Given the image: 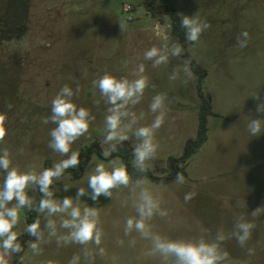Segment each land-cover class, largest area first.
Returning <instances> with one entry per match:
<instances>
[{
    "label": "rangeland",
    "instance_id": "374dc122",
    "mask_svg": "<svg viewBox=\"0 0 264 264\" xmlns=\"http://www.w3.org/2000/svg\"><path fill=\"white\" fill-rule=\"evenodd\" d=\"M156 5L175 10L180 20V14H196L211 24L198 42L186 41L185 46L205 74L201 82L194 75L185 84L182 72L180 79H168L183 65V56L170 58L168 64L157 68L143 60L144 51L152 45L180 44L169 16L152 15L145 0H0V112L7 116L8 130L0 149L7 148L12 166L22 171L29 167L41 171L66 158L48 147L55 125L43 120L50 116L51 100L64 85L73 90L79 85L80 92L73 100L78 107L90 109L96 120L72 145L80 153L81 169L66 170L52 188L58 197H74L76 188H87L88 175L96 164L103 161L108 169L124 164L113 154L103 156L109 147L102 144L106 105L93 81L105 71L131 79L130 74L144 63L149 86L133 109L137 115L145 113L137 126L152 122L149 104L153 96L167 93L170 101L165 123L155 138L159 144L157 158L149 163V171L142 178L144 186L162 196L161 207L168 212L167 217H153L152 231L172 239L203 237L211 242L218 229L229 233L235 217L243 214L256 225L252 239L245 247L235 238L226 239L221 247L232 260L264 264V134L253 137L246 130L251 119L248 115H257L256 101L251 97L260 92L264 98V8L255 0H156ZM245 30L250 39L246 48H240L236 36ZM203 99L212 111L206 118V141L182 162L187 145L195 138ZM128 135L129 140L119 146L128 148L131 166L135 138L132 133ZM172 169L185 171L186 183L169 180ZM160 178L167 181L157 182ZM64 185L69 186L68 192L62 190ZM133 187L134 180L128 188L113 189L112 198L102 195L98 204L89 197L80 201L81 207H98L105 257L97 255L94 261H85L82 246L58 247L55 239L42 243V254L33 256L27 246L32 238L24 233L20 236L24 252L17 264H46L49 260L69 264L74 254L81 256L80 264H162L158 255H146L150 241L136 232L124 236L125 218L136 215L131 206ZM28 190L35 199L38 191ZM191 191L196 195L185 203L184 196ZM257 208L258 214L251 216ZM25 216L21 210L15 229L18 233L26 226ZM132 237L136 238L134 246L129 245ZM44 240H48L47 230ZM117 240H123V246ZM248 248H255L254 256L247 255ZM16 259L14 255L10 264Z\"/></svg>",
    "mask_w": 264,
    "mask_h": 264
},
{
    "label": "clouds",
    "instance_id": "9594fccd",
    "mask_svg": "<svg viewBox=\"0 0 264 264\" xmlns=\"http://www.w3.org/2000/svg\"><path fill=\"white\" fill-rule=\"evenodd\" d=\"M180 26L185 29V40L189 43L199 41L202 33L207 31L211 24L206 19L180 14ZM123 25L120 24V28ZM250 39L248 31H242L236 36V44L240 48H246ZM184 55V47L176 42L162 45H152L143 53L144 61H151V66L157 68L169 63L170 58H180ZM192 59H184L183 65L176 67L169 75L170 81L181 78L186 84L191 81L194 74L191 70ZM86 75V72L84 73ZM128 77H117L105 71L93 81L98 88L101 98L106 105L104 117L102 144L108 145L103 152L105 158L114 153L122 142L129 140V133L135 138L132 147L131 166L133 172L139 176L133 179L127 165L120 163L111 169L105 167L101 161L96 164L91 174L88 175L87 188L79 187L75 196L65 195L58 197L52 190L54 182H58L68 169L77 168L80 164L79 151L73 150L72 145L89 132L90 125L96 120L91 110L83 106H77L73 97L80 92L79 85L73 90L64 85L51 100L50 116L43 120L44 124H53L50 130L48 147L58 153L64 159L55 161L51 167L37 171L35 167L20 170L12 166L11 153L7 148L0 149V264H10L14 255L24 252V246L20 242V236L26 233L30 239L27 246L33 256L42 254V243H50L55 239L58 247H66L70 244L82 246V255L85 261H94L98 255L105 257L106 249L102 247V238L105 235L101 227L100 213L97 206H80L84 197L99 203L103 195L112 198V190L120 187L128 188L130 181L134 180L132 208L136 215L128 216L124 220V236H131L133 232L139 237L151 242V248L147 256H159L162 264H249L248 261L232 260L227 250L221 245L226 239L235 238L241 247H245L252 239L256 225L246 219L243 214L235 217L233 229L225 233L218 229L214 239L209 242L203 237L196 240L172 239L152 231L150 221L155 216L167 217L168 212L162 209V196L154 193L144 186L143 177L149 171V163L157 158L159 144L156 142V134L164 125L170 103L167 93H158L153 96L149 104V111L153 114L150 124L137 126L145 118V113L137 115L133 109L138 105L149 86V78L145 75V64L140 63ZM256 101V117L251 115L247 124V132L250 136L258 137L264 134V98L260 92L252 97ZM99 105V101L96 102ZM11 111L12 105L7 106ZM7 116L0 112V143H3L8 134L6 128ZM202 179H206L202 178ZM175 182L186 183L181 173L176 174ZM38 191L41 195L37 203L34 196H30L28 189ZM69 186L64 185L63 191L68 192ZM136 189H139L138 195ZM196 195L195 191L185 194V203L191 201ZM35 211L37 218L27 223L22 233L15 229L20 223V212ZM260 208L251 212L255 217ZM57 217L58 219H53ZM43 220V228H42ZM44 230H47L48 240H44ZM63 230V231H61ZM119 246H123V240H117ZM136 238L129 240V245L134 246ZM89 245L93 247L90 248ZM248 256L255 255V248L247 249ZM81 256L74 254L69 264H80ZM46 264H54L49 260Z\"/></svg>",
    "mask_w": 264,
    "mask_h": 264
},
{
    "label": "trees",
    "instance_id": "16d2710c",
    "mask_svg": "<svg viewBox=\"0 0 264 264\" xmlns=\"http://www.w3.org/2000/svg\"><path fill=\"white\" fill-rule=\"evenodd\" d=\"M146 7L148 8V11L152 14L155 15L156 13H166L172 23V28L174 34L179 38L180 44L184 47V55L183 57L185 58H191L192 63L190 65L191 70L194 75L197 76L198 81L201 82L204 78V72L202 68L194 61V59L185 51V46H186V40H185V29L181 28L180 26V17L177 14V12L173 9H168L165 6L156 5V0H145ZM212 111L210 109L209 103L206 99H203V104L200 108L199 115H198V125H197V131L195 138L187 145L183 158L181 159L182 162H186L188 159L191 158L194 154H196L201 146L205 143L206 141V132H207V116L211 115ZM115 158L120 157L122 158L123 162L125 165L128 166L129 168V173L132 172L131 166H130V154L129 150L125 146H118L117 150L112 153ZM176 173H181L186 177V173L183 170H176ZM29 195L31 196V191L28 190ZM41 198V195L39 192L36 193L35 196V201L38 203ZM25 215L27 216V223H31L32 221L35 220L36 218V212L32 211L30 213H26ZM20 242H23V237H20ZM22 253L15 255L16 262L14 264H17L18 259H20Z\"/></svg>",
    "mask_w": 264,
    "mask_h": 264
},
{
    "label": "flooded vegetation",
    "instance_id": "af4514ba",
    "mask_svg": "<svg viewBox=\"0 0 264 264\" xmlns=\"http://www.w3.org/2000/svg\"><path fill=\"white\" fill-rule=\"evenodd\" d=\"M93 152L95 153V149H93ZM97 155H98V157H100L101 158V156L99 155V153L97 152ZM101 159H103V158H101ZM78 170L79 169H81V167L80 166H78V168H77ZM130 174L131 175H133V176H135V174L133 173V171L132 172H130ZM176 171H174L173 169L171 170V172H170V174H169V179L173 176V175H175V178H176Z\"/></svg>",
    "mask_w": 264,
    "mask_h": 264
},
{
    "label": "water",
    "instance_id": "95a60500",
    "mask_svg": "<svg viewBox=\"0 0 264 264\" xmlns=\"http://www.w3.org/2000/svg\"><path fill=\"white\" fill-rule=\"evenodd\" d=\"M97 150V149H96ZM135 179H138L139 178V176H137V175H135V176H133ZM175 179V175H173L169 180H174ZM156 181L157 182H165V181H167V179H165V178H160V179H156Z\"/></svg>",
    "mask_w": 264,
    "mask_h": 264
},
{
    "label": "crops",
    "instance_id": "0c3cea01",
    "mask_svg": "<svg viewBox=\"0 0 264 264\" xmlns=\"http://www.w3.org/2000/svg\"><path fill=\"white\" fill-rule=\"evenodd\" d=\"M262 8H264V0H255Z\"/></svg>",
    "mask_w": 264,
    "mask_h": 264
}]
</instances>
